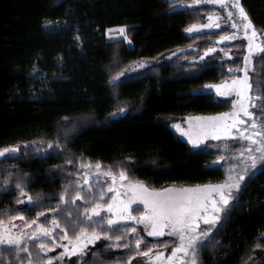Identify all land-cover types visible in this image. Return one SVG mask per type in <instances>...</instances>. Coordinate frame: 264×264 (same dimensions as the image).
<instances>
[{
	"label": "trees",
	"instance_id": "16d2710c",
	"mask_svg": "<svg viewBox=\"0 0 264 264\" xmlns=\"http://www.w3.org/2000/svg\"><path fill=\"white\" fill-rule=\"evenodd\" d=\"M241 3L253 24L264 31V0ZM198 20L195 9H173L171 0H0V148L52 142L79 159L100 162L115 173L123 170L152 188L223 181L224 167L211 165L217 154L191 146L166 118L230 110L229 100L200 88L237 75L241 61H198L190 53L124 74L143 60L179 47L199 43L202 52L214 45L220 32L186 33ZM121 26L127 27L126 39L110 41L109 29ZM256 68L253 85L260 99L252 110L262 120L264 114L258 109L264 105V54ZM117 73L118 80L114 79ZM105 186L101 181L82 187L62 156L4 159L0 222L21 219L52 228L42 241L49 251L40 254L51 257L52 264H131L142 256L135 251L133 225L104 226L98 219L90 224L82 215L93 201L110 200L109 193L100 199ZM78 191L84 200H69ZM60 193L69 200L66 209L57 208ZM68 213L74 222H69ZM53 220L59 225L54 226ZM81 229L103 230L112 242L85 249L86 256L63 257V245L75 241ZM261 237L264 167L242 188L205 246L199 245L197 264H260ZM40 242L27 244L31 256L14 250L3 264H29L30 260L38 264ZM172 242L168 237L146 239L140 251L147 250L145 245L151 252L161 250ZM109 245L122 249L112 250Z\"/></svg>",
	"mask_w": 264,
	"mask_h": 264
},
{
	"label": "snow or ice",
	"instance_id": "6c2138e0",
	"mask_svg": "<svg viewBox=\"0 0 264 264\" xmlns=\"http://www.w3.org/2000/svg\"><path fill=\"white\" fill-rule=\"evenodd\" d=\"M196 3H200V0H195ZM236 8L239 10L240 16H242L247 23H245V35L248 37V55L244 57L245 66L241 71H243L244 75L242 77H237L231 84L225 85H215L217 91H220L221 88H235L237 92V96L239 97L238 101H234V104H238L236 110L232 113L230 119L231 123L228 122L229 114H221V117H188L189 121L195 119L199 122L200 131L193 136L191 133H187L189 139L191 140L193 145H199L202 142L203 138H207L209 134L215 136L216 139L220 138V134L224 136H232V129L238 127V125H249L252 129L262 128L264 129V118H262L261 123L257 124L255 113L250 111V107H255L254 101L256 99H260V97H253L250 95V90L252 89V84L250 83V78L248 75L249 67H250V58L254 52H261L264 54V47L259 44L253 43L254 38L257 36V32L252 25L251 20L248 18L246 11L240 5L239 0H235ZM231 15V13L229 14ZM211 20L212 17L210 16ZM212 24L201 25L200 27H212ZM219 27V25H215ZM195 27V26H194ZM251 28V34L247 32V29ZM190 28L188 31H192ZM111 29L109 32L111 33ZM120 34L125 33V26H121L118 29ZM234 37L226 36L221 37V39H233ZM208 52L215 51V49H208ZM207 55V52L205 53ZM138 67H143V63L137 65ZM120 73H117V77L114 78L118 80ZM229 91L221 92V95L227 96L229 95ZM124 109H120L119 111H123ZM259 111L264 114V105H262ZM240 113H243L244 117L252 118L250 124L247 120L242 119ZM119 113H113L112 115H118ZM67 119V118H65ZM175 128L180 129V131H185L181 128L179 123L174 125ZM238 135L245 140L251 142L247 151L250 156L246 162V166L244 172H247L248 168L255 169L257 166V160L264 161V130L254 131L249 133L248 127L243 128ZM58 143V141H57ZM49 148L53 147V143L49 142ZM255 146V147H253ZM19 148L11 147V148H0V158L4 159H15L18 158ZM241 157L244 156V153H239ZM220 160H223L224 157H219ZM218 162V161H217ZM71 163V161H69ZM93 165L89 162L88 165L82 167H92ZM94 167L99 170L101 168L100 162H96ZM108 176L111 177L113 183H115L116 176L109 171L107 173ZM120 180L123 181L125 179V173L123 170H120L119 173ZM231 179V178H230ZM245 179V175L243 172L239 174L235 180H232L229 183L218 184V185H204L197 187H167L161 189H149L143 183H135L130 184L127 187L131 189V191L135 194L134 199L140 200L143 202L144 211L140 214L139 218L133 216L131 214L130 205L133 200H125L123 199L119 192L117 191L116 195L111 197V200L105 203H100L98 200L93 201V206L89 211L88 208H85L82 215L87 218L88 223H92L94 219H98L103 222L104 226H112L118 223V221H126V220H134L138 224H142L145 226V230L150 229L148 231V235L152 237H160L165 234V229L170 230L171 234H174L178 237L179 242L172 249L171 255L167 257L168 264H174V260L177 257V253H182L184 255L179 256V260L181 264H197L196 260V246L199 244L201 247H204L203 237H207L208 233L212 231V226L216 224L217 221L221 219L220 212L224 211L228 213L231 211L230 208H221L218 207V202L223 206H228L230 200H233L232 196L233 190L240 189L239 181ZM8 181H5L7 184ZM87 183V181H86ZM123 187V185H121ZM88 187L91 188V185L88 184ZM115 189L109 188L107 191L112 192ZM218 193L219 200H217L216 196H213L211 193ZM92 193L89 192L88 195ZM60 201L61 204L57 205V208H60L61 205L63 208L68 207L69 200L74 202L76 198L80 200H84V196L78 191L75 193V196L69 197V200L65 199V193H60ZM105 192L101 190L100 199H103ZM28 201L31 203L32 198L29 196ZM208 201H211L210 207L208 206ZM103 209L107 210V218L104 215H100ZM55 215L59 213L55 210H51ZM38 215H43V213H39ZM201 217H203V222L207 226L208 231L201 233L198 231ZM23 218V217H21ZM69 222H74L71 213H68ZM32 225H36V221H32L31 224H25L24 227L28 228ZM53 225L58 226L59 221L53 220ZM78 226V225H77ZM13 228L16 225H12ZM53 231L52 228H45L42 224L36 226V231H34L31 237H28L25 240L23 232L13 235L10 232H0V248L4 246H8L9 248H14L17 251L21 249L25 252H28L29 256L31 253L28 250L27 243L31 241L35 243L36 240H40L41 242L38 245L37 256L39 257L38 264H52V258L49 257L45 259L41 256V253H47L49 251L48 245L43 243V239L47 237ZM133 233L136 232V229L133 228L131 230ZM39 233V235H38ZM111 240L112 237L108 235L107 232L101 230L100 232L93 231L91 234H88L84 229L80 230V235L77 237L76 242L72 244V248L69 249L68 244H64L63 247L68 254L80 253L83 256V248L84 244L83 240H87L88 243H95L97 240H101V238ZM64 238L67 239V229H64ZM264 238V237H261ZM53 239H55L53 237ZM142 237H137L135 239V251L137 255H142L145 258L149 257L151 253V248H147L145 245L146 251H140ZM116 240H120V237H116ZM72 243L71 241H69ZM128 247V245H124ZM190 255L188 261H185V257ZM63 255V254H62ZM164 256L163 252H157L155 254V259H160ZM129 261H131L132 257H128ZM31 264V260L29 262ZM85 264H88L85 261Z\"/></svg>",
	"mask_w": 264,
	"mask_h": 264
},
{
	"label": "rangeland",
	"instance_id": "374dc122",
	"mask_svg": "<svg viewBox=\"0 0 264 264\" xmlns=\"http://www.w3.org/2000/svg\"><path fill=\"white\" fill-rule=\"evenodd\" d=\"M172 2V8H190L195 9L196 12H198L199 20L197 22H194L190 26L186 28V33L190 36L207 33V32H220L219 37L215 38V44L209 46L205 50H202L200 52L199 43H193L188 46L179 47L173 51H170L156 59L153 60H143L132 67H130L127 72L124 74H133V73H139L143 69L146 68H152L156 65H159L163 62L174 60L176 58H181L185 56H189L187 54L194 53V60L198 61H207V60H217V61H234V60H240L241 65L237 69L238 74L234 75L233 77L220 82V83H208L205 86L201 87L200 90L202 91H210L214 92L218 98L227 99L231 103V109L220 113V114H211V115H196V116H187V117H168L166 118V121L173 127L179 136L186 140L191 146L194 148H201L206 147L208 150L213 151L217 154V157L211 162L212 166H221L224 167L226 171V178L223 181L219 182H213L206 185H218V184H224L229 183L232 180H235L236 177L243 172L245 175V179L242 181H239L240 183V189L239 190H233L232 196L234 197L233 200H230L228 206H223L218 202V207L221 208H230L234 205L236 202V199L238 198V195L242 188L245 186V184L253 177L255 176L263 167H264V161L257 160V166L255 169L248 168L247 172H244L246 162L250 156L247 149L250 146L249 141L245 140L244 138L240 137L238 133L245 127H248L249 133H252L254 131H261L264 130L262 128L252 129L249 127V125H238V127L233 128L231 131L233 133L232 136H224L220 134V138L216 139L214 135L209 134L207 138H203L202 142L199 145H193L191 140L188 137L187 133H191L193 136H195L199 131V122L193 119L192 121L188 120V117H221V114H229L228 122L231 123V115L238 107V104H234V101H238L239 97L237 96V92L235 88H221L220 91H217V89L213 86L215 85H225V84H231V81L236 79L237 77H242L244 75L243 71L241 69L245 66L244 57L248 55V37L244 34L245 28L244 25L247 23V21L240 16L238 8H236L235 0H200V3H196L195 0H171ZM240 5L243 7L241 0H239ZM244 8V7H243ZM245 10V8H244ZM246 11V10H245ZM231 13V15H229ZM247 13V12H246ZM212 17L210 20L209 17ZM248 16V14H247ZM249 18V16H248ZM250 19V18H249ZM251 20V19H250ZM252 22V21H251ZM212 24V27H200L201 25H207ZM219 25V27H216L215 25ZM253 27L255 28L257 32V36L254 38V45L259 44L262 47H264V31L257 28L253 22ZM195 26V27H194ZM192 28V31H188V29ZM119 27L112 28L111 33L108 31V39L110 41L112 40H121L126 39V32L127 27H125V33L120 34L118 32ZM252 29H247V32L249 35L251 34ZM231 36L234 37L233 39H221V37ZM208 49H215V51L208 52ZM207 52V55L205 54ZM261 52H254L251 55L250 58V67H249V78L250 83L252 84V89L250 90V95L253 97H257L258 94L254 91V85H253V74L256 73V67H257V59L261 55ZM143 63V67H138L137 65ZM223 91H229L230 94L227 96L221 95V92ZM259 97V96H258ZM259 99H256L254 101L255 106L257 104V101ZM253 107H250L249 110H252ZM240 116L242 119H245L249 122L252 118L244 117L243 113H240ZM255 118L257 121V124L261 123L260 117L255 114ZM176 123H179L181 125V128H183L185 131H180V129H177L174 127ZM255 147V146H253ZM19 153L18 157H38V156H44V155H56V156H62L65 159L71 161L69 163V168L72 171V174L75 175L76 178L81 180L82 187L88 188V184L92 185L93 183H101V181H104V183L107 184L105 195L106 193H109L110 197L117 194V191L119 192L120 196L125 200H133V202L130 205L131 214L133 216H136L139 218L140 214L145 210L143 206V202L140 200L134 199V193L131 191L129 187H127L130 184L135 183H143L140 181H136L131 179L125 172V179L123 181L120 180L119 173H115L114 171H111L108 167L101 165V168L97 170L94 165L95 163L91 162L93 165L92 167H82L85 165H88L90 161L85 159H79L74 154H71L67 152L65 149L53 145V147L49 148L47 144H41V143H33L30 145L25 146H19ZM243 152L244 156L241 157L239 153ZM223 156L224 159L220 160L219 157ZM4 158H0V167L3 162ZM218 161V162H217ZM111 171L115 176L116 180L115 183H113L110 176L107 175V173ZM231 178V179H230ZM87 181V183H86ZM147 188L149 189H161V188H152L143 183ZM123 185V187L121 186ZM204 186V185H201ZM168 187H174V188H180V187H197V186H168ZM109 188L115 189L112 192H108L107 190ZM167 188V187H164ZM213 196H216L217 200H219L218 193L212 192ZM111 200V198H110ZM109 200V201H110ZM208 206L210 207L211 201H208ZM135 207H141L142 211L136 212L134 210ZM91 209H89L90 211ZM228 213H225L224 211L220 212L221 219L216 222L214 226H212V231L208 233L207 237H203V241L205 242L212 234V232L215 230V228L222 222V220L227 216ZM100 215H104L107 218V210L103 209L100 213ZM119 223H128L132 224L133 227L136 229V232L133 233V236L135 238L142 237L141 243H143L146 239L151 238H163L168 237L173 242L170 244L169 247L163 248L161 250L153 251L149 254V257L151 258H145L143 256H140L132 261L131 264H168L167 257L171 255L172 249L176 246V244L179 242L178 237L174 234L170 233V230L165 229V234L160 237H152L148 235V231L150 229L145 230V226L142 224H138L134 220H126V221H118ZM25 224H31V223H24L21 221V219H15L13 221H9L8 223L0 222V232H10L13 235H17L21 232H23L25 240L28 239V237H31L32 233L36 231L37 225H32L28 228H25ZM12 225H16L15 228L12 227ZM116 225V224H115ZM113 226V225H112ZM201 233L207 232V226L203 222V217H201L199 229ZM91 234V233H88ZM39 235V233H38ZM48 237V236H47ZM82 242L85 245L83 248V253L85 249H88L89 247L96 246V245H102V244H110L112 241L104 239L103 237L101 240H97L94 244L88 243L87 240H83ZM30 241H28L29 243ZM75 241L66 242L65 244H68L69 249L72 248V244L75 243ZM27 243V244H28ZM63 245V244H62ZM198 247L199 244L196 246V260H197V254H198ZM109 248L112 250H121L122 248L118 245H109ZM14 248H9L8 246H4L3 248H0V264H3L6 260L11 259L13 256ZM157 252H163L164 256L160 259H155V254ZM76 254V253H73ZM72 254H68L64 247H63V257L71 256ZM184 255L182 253H177V257L174 260V264H181V261L179 260V256ZM190 253L188 256L185 257V261H188L190 258ZM83 256H86L83 254ZM259 263L264 264V251H259Z\"/></svg>",
	"mask_w": 264,
	"mask_h": 264
}]
</instances>
